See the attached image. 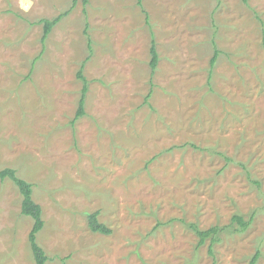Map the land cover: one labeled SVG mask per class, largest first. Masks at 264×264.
Returning a JSON list of instances; mask_svg holds the SVG:
<instances>
[{"label":"rangeland","instance_id":"1","mask_svg":"<svg viewBox=\"0 0 264 264\" xmlns=\"http://www.w3.org/2000/svg\"><path fill=\"white\" fill-rule=\"evenodd\" d=\"M73 1L0 0V170L46 264H264V0ZM33 223L0 180V264Z\"/></svg>","mask_w":264,"mask_h":264},{"label":"trees","instance_id":"2","mask_svg":"<svg viewBox=\"0 0 264 264\" xmlns=\"http://www.w3.org/2000/svg\"><path fill=\"white\" fill-rule=\"evenodd\" d=\"M78 0H74L73 3L76 4ZM83 4L86 6L89 2V0H82ZM140 4V2H139ZM65 15H60L54 20H45L44 23V35H43V43L47 40L48 36L52 32V29L54 28L55 25H57L60 20L64 17ZM89 45L90 44V39H89ZM151 61H150V68L154 72L156 71L158 64H159V53L157 49L156 42L153 40L152 45H151ZM219 55V51H215V55L211 60V67L213 68L217 57ZM80 80H82L84 86L82 89V95L79 101V107L77 111V116L76 118H79L85 114V105H86V97H87V92H88V82L84 78L82 74V70L78 74ZM6 179H9L14 182V184L18 187L21 195H22V214L24 216H27L33 220V228L29 234V243L30 247L34 256V260L36 264H46L48 261V257L46 253L44 252L43 249H41L40 245L37 242V235L38 233L44 228V221L42 218L43 211L40 205H38L32 197L33 194V186L31 183L28 181L20 178L17 175V172L14 169L11 168H6L3 170H0V180L5 181ZM99 213L96 212L94 214H91L88 217L89 220V227L92 232L94 233H101L103 235H109L111 234V230L104 224L100 223L98 219ZM233 221L238 223L241 227L246 228L250 221H244L243 217L241 216H234ZM190 228L196 233V235L199 238V245L202 246L205 244V241L212 237V242L215 243L217 239L215 238L218 233L220 232V229L217 227H213L209 230L203 231L198 228L196 225H190ZM213 244L210 246V254L213 256V253L211 252V247ZM260 252H258L251 260L250 264H257V260L259 258Z\"/></svg>","mask_w":264,"mask_h":264}]
</instances>
